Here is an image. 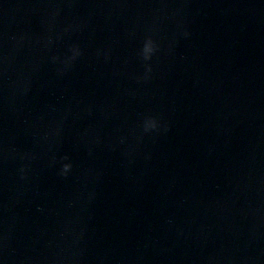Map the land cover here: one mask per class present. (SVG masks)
<instances>
[{"label":"water","instance_id":"water-1","mask_svg":"<svg viewBox=\"0 0 264 264\" xmlns=\"http://www.w3.org/2000/svg\"><path fill=\"white\" fill-rule=\"evenodd\" d=\"M0 264H264V0H0Z\"/></svg>","mask_w":264,"mask_h":264},{"label":"clouds","instance_id":"clouds-1","mask_svg":"<svg viewBox=\"0 0 264 264\" xmlns=\"http://www.w3.org/2000/svg\"><path fill=\"white\" fill-rule=\"evenodd\" d=\"M157 47L155 43L151 40L148 39L144 48V60L148 61L151 59L152 55L157 51ZM72 55L68 58L65 63H71V61L75 60L77 57L81 55V52L78 48H72L71 49ZM57 58H53L54 62L56 61ZM148 71L150 72L151 69L149 68ZM159 123L155 118H146L144 121V131L145 132H153V131H158L159 130ZM70 172V165H64L61 171V175L66 176Z\"/></svg>","mask_w":264,"mask_h":264}]
</instances>
